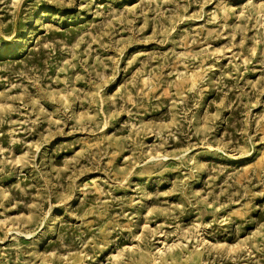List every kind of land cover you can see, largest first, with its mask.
<instances>
[{
  "label": "rangeland",
  "instance_id": "rangeland-1",
  "mask_svg": "<svg viewBox=\"0 0 264 264\" xmlns=\"http://www.w3.org/2000/svg\"><path fill=\"white\" fill-rule=\"evenodd\" d=\"M0 264H264V0H0Z\"/></svg>",
  "mask_w": 264,
  "mask_h": 264
}]
</instances>
